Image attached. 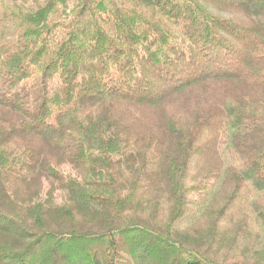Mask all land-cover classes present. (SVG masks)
Here are the masks:
<instances>
[{
    "label": "trees",
    "instance_id": "trees-1",
    "mask_svg": "<svg viewBox=\"0 0 264 264\" xmlns=\"http://www.w3.org/2000/svg\"><path fill=\"white\" fill-rule=\"evenodd\" d=\"M0 6V264H264V0Z\"/></svg>",
    "mask_w": 264,
    "mask_h": 264
},
{
    "label": "rangeland",
    "instance_id": "rangeland-1",
    "mask_svg": "<svg viewBox=\"0 0 264 264\" xmlns=\"http://www.w3.org/2000/svg\"><path fill=\"white\" fill-rule=\"evenodd\" d=\"M7 1H9V0H7ZM0 4H1V0H0ZM0 8H1V6H0ZM1 10V9H0ZM68 171L70 170V168L69 167H67L66 168Z\"/></svg>",
    "mask_w": 264,
    "mask_h": 264
}]
</instances>
